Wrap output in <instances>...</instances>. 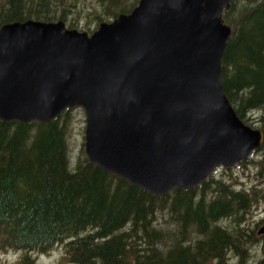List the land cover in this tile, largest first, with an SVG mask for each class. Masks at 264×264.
I'll use <instances>...</instances> for the list:
<instances>
[{
  "label": "water",
  "instance_id": "95a60500",
  "mask_svg": "<svg viewBox=\"0 0 264 264\" xmlns=\"http://www.w3.org/2000/svg\"><path fill=\"white\" fill-rule=\"evenodd\" d=\"M231 2L139 0L90 33L62 20L2 24L0 120L82 108L91 163L154 195L196 187L263 141L223 90Z\"/></svg>",
  "mask_w": 264,
  "mask_h": 264
},
{
  "label": "trees",
  "instance_id": "16d2710c",
  "mask_svg": "<svg viewBox=\"0 0 264 264\" xmlns=\"http://www.w3.org/2000/svg\"><path fill=\"white\" fill-rule=\"evenodd\" d=\"M137 2L0 0V26L62 20L90 33ZM222 18L232 29L221 59L223 90L238 117L263 133L241 162L258 158L263 187L264 0H232ZM78 108L47 122L0 120V252L19 253L1 264H38L36 255L58 245L63 256L54 264H245L251 248L255 264H264V239L243 228L264 202L260 183L238 189L212 174L194 188L154 195L91 163L83 139L72 153Z\"/></svg>",
  "mask_w": 264,
  "mask_h": 264
},
{
  "label": "rangeland",
  "instance_id": "374dc122",
  "mask_svg": "<svg viewBox=\"0 0 264 264\" xmlns=\"http://www.w3.org/2000/svg\"><path fill=\"white\" fill-rule=\"evenodd\" d=\"M242 120V119H241ZM85 125V115L82 108L75 109V117L72 123V131H70L69 143L72 150V153H75L79 148V145L83 139L82 131ZM253 127L257 128L255 125ZM25 153V152H23ZM253 160L249 161L245 164L238 163L233 166L231 169H218L216 175L218 177H222L227 180V182H233L235 187L239 188H248L253 189L254 186L259 187V172L261 171L256 163L258 158L252 157ZM232 183V184H233ZM260 187L261 183H260ZM264 187V185H263ZM262 187V188H263ZM255 191V189H253ZM264 202H260L256 208L252 209V212L247 217L243 228L245 231H249L250 228L254 229L256 224L260 223L262 219H264ZM257 248V246H256ZM255 253V250L251 248L250 255L252 256ZM256 254H260V250L256 249ZM19 253L14 251H5L0 252V264L6 262H12L18 257ZM63 256V250L61 246H56L52 249L48 254L36 255L38 264H54L58 262V260ZM246 259L245 264H255L252 257ZM233 264L239 262V259H235L232 261Z\"/></svg>",
  "mask_w": 264,
  "mask_h": 264
},
{
  "label": "flooded vegetation",
  "instance_id": "af4514ba",
  "mask_svg": "<svg viewBox=\"0 0 264 264\" xmlns=\"http://www.w3.org/2000/svg\"><path fill=\"white\" fill-rule=\"evenodd\" d=\"M264 225V219L261 220L260 223L256 224L255 230L258 232L259 228ZM259 233V232H258ZM260 234V239H264V233H259ZM258 235V234H257ZM259 237V235H258Z\"/></svg>",
  "mask_w": 264,
  "mask_h": 264
}]
</instances>
